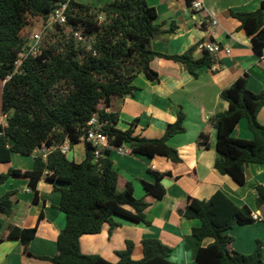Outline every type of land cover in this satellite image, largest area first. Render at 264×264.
I'll use <instances>...</instances> for the list:
<instances>
[{"label":"trees","instance_id":"1","mask_svg":"<svg viewBox=\"0 0 264 264\" xmlns=\"http://www.w3.org/2000/svg\"><path fill=\"white\" fill-rule=\"evenodd\" d=\"M60 0H0V79L11 78L2 89V110L5 124H0V163L11 161L18 153L31 156L36 151L50 150L46 160L35 157L30 171L10 169L0 175V185L9 177L29 178L31 191L38 201L37 185L48 172L50 182L68 185L61 190L60 210L66 215V227L59 233L58 252L49 260L54 264H114L99 255L81 252L83 235L99 234L103 225L112 228L117 224L113 216H120L136 223L149 222L145 217L148 203L134 196L133 184L127 183L120 191L119 173L111 160V150L128 145L130 154L153 158L164 157L178 163L177 150L168 141L185 132V115L178 113L177 120L169 124L159 139L134 136L137 121L122 131L117 128L119 114L107 112L113 98L133 94L135 79L143 74L154 82L159 75L151 68L156 58L183 64L190 74L204 66H212V56L204 51L195 59L193 50L183 54L166 55L152 49V41L167 34L156 23L157 12L147 0H113L99 8L70 0L67 19L69 28L56 26L43 38L41 54L24 60L18 73L14 63L22 59L26 44L25 29L36 19H46ZM250 38L253 52L264 56V1L255 12L230 11ZM71 28V29H70ZM80 32L83 41L75 38ZM249 75L243 74L220 94L229 105L228 110L216 114L211 122L217 130L215 169L229 175L238 185L246 184L245 168L249 164L264 165V126L257 119L264 107V90L251 92ZM96 118L100 132L107 137L108 148L97 149L83 137L88 123ZM241 119H246L253 134L252 140L232 136ZM12 141V146H9ZM68 142L72 147L84 142L86 158L81 163L69 160L58 147ZM199 146L209 148V135L201 133ZM157 179L155 184L141 181L147 194L162 199L166 190L161 180L166 174L151 170ZM256 207H264V187H257ZM13 192L0 197V214L9 216L13 211ZM178 214L188 220H198L185 238L186 248L192 251L194 264H259L263 261V244L257 242L255 251L244 255L231 248L233 238L225 232L236 226L252 224V211L237 206L222 191L208 200L188 198ZM42 219V216L41 218ZM38 227L22 229L9 225L0 235V243L18 239L23 251L29 253V244L35 238ZM1 230V226H0ZM207 238L213 242L203 246ZM143 257L132 258L133 244L118 252L115 264H175L170 260L171 249L157 239L142 242Z\"/></svg>","mask_w":264,"mask_h":264},{"label":"crops","instance_id":"2","mask_svg":"<svg viewBox=\"0 0 264 264\" xmlns=\"http://www.w3.org/2000/svg\"><path fill=\"white\" fill-rule=\"evenodd\" d=\"M191 1L147 0L156 9V23L167 33L152 41V49L166 55L183 54L192 49L193 57L200 59L204 54L200 45L213 42L223 50H230V54L223 51L213 55L212 66L199 68L196 76L181 63L156 58L151 68L159 75L157 81L151 82L141 74L134 81L137 90L133 94L111 100L106 111L119 114L117 128L126 131L137 121L134 136L147 139L162 138L167 126L175 123L182 111L185 132L168 141L169 146L177 150L181 161L174 163L160 156L149 158L130 154L128 145L122 147V153L112 149L111 160L119 173L118 188L122 191L127 183L133 184L135 198L149 204L144 212L149 225L113 216L116 227L106 223L99 234L81 236V252L85 255H99L115 264L119 261L118 252L124 251L131 242L132 258L138 261L143 257L142 242L157 239L171 249L172 262L194 264L193 253L186 248L185 238L191 235L193 228L200 226V222L182 217L178 210L185 206L189 197L208 200L217 191H222L237 206H246L252 215L259 217L252 224L236 226L225 232L233 238L231 248L250 255L261 241L263 261L259 264H264V207H256L257 187H264V165L249 164L245 168L244 186L238 185L229 175L220 174L214 167L218 157V134L211 122L216 114L228 110L229 105L220 94L241 75H249L247 87L251 92L257 94L264 90V56L258 57L253 52L246 31L230 15L231 10L255 12L264 0H203L205 10L200 12L190 7ZM213 20H217L218 25H213ZM3 85L0 79V124H5L6 120L2 110ZM257 119L264 126V107ZM201 133L209 135L208 149L198 144ZM232 136L241 140L253 139L246 119L240 120ZM12 144L9 141L8 145ZM65 145L69 147L65 153L69 160L76 163L85 160L84 142L72 147L68 142ZM42 153L41 150L31 156L13 153L11 161L0 163V175L10 169L32 170L35 157ZM151 170L166 174L161 180L166 190L162 199L147 194L141 183H156ZM29 182L27 177H9L0 185V197L7 192L14 193L11 215L0 214V235L9 225L22 229L38 227L29 244L31 255L24 253L20 240H6L0 243V264H54L41 258H52L58 252V235L67 224L66 215L60 210L61 190L68 189V185L50 182L44 176L37 185L39 199L35 201ZM212 242L213 239L207 238L203 246Z\"/></svg>","mask_w":264,"mask_h":264},{"label":"built area","instance_id":"3","mask_svg":"<svg viewBox=\"0 0 264 264\" xmlns=\"http://www.w3.org/2000/svg\"><path fill=\"white\" fill-rule=\"evenodd\" d=\"M70 0H60L58 7L51 13L46 19H40V25L39 28L30 34L28 39H26V44L23 49V55L22 59L17 60L14 63V72L18 73L21 69V65L24 62V60L28 58H35L41 54V46H42V41L44 36L51 30H53L56 26L60 27H66L69 28L70 26L68 25V19H67V11L69 7ZM190 7L194 11H204L205 7L203 4V0H192L190 3ZM213 25H218L217 20H213L212 22ZM71 29V28H70ZM26 30V29H25ZM26 31H24V34ZM75 38L78 41H83V38L80 34V32L75 33ZM200 48L203 51L208 52L211 56L217 55L221 52H225L226 54H230V50H223L217 43H204L200 45ZM213 69L215 70L216 68L213 66ZM11 76H7L6 79L3 81L4 83L7 82ZM88 129L86 130L85 136L83 137L86 139L88 142L92 143L93 146H95L97 149L95 150L94 156L95 159H98L101 156L100 149L102 148H108V141L107 137L100 132V127L101 124L98 122L96 118H93L89 123H88ZM58 149L62 153H67L69 151V147L64 144L58 147ZM121 153L123 152L122 148L118 149ZM43 153V157L46 160V157L48 153L50 152L49 149L43 148L41 150ZM49 175L48 172L45 173V176ZM252 219L254 221H258L259 217L258 215L254 214L251 215Z\"/></svg>","mask_w":264,"mask_h":264},{"label":"rangeland","instance_id":"4","mask_svg":"<svg viewBox=\"0 0 264 264\" xmlns=\"http://www.w3.org/2000/svg\"><path fill=\"white\" fill-rule=\"evenodd\" d=\"M75 2L79 3V4H84V5H90L93 8H99L103 5H105V3H110L109 1L111 0H74ZM40 25V19H36L34 20L27 28H26V35L24 34L25 38L28 39V37L30 36V34L32 32H35ZM52 31V30H51ZM45 38V37H44Z\"/></svg>","mask_w":264,"mask_h":264}]
</instances>
